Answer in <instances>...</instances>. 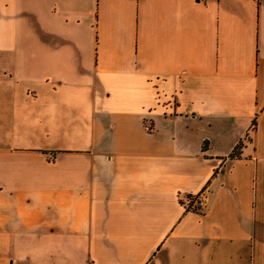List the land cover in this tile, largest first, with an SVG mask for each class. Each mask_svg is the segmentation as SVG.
Listing matches in <instances>:
<instances>
[{
  "label": "crops",
  "instance_id": "1",
  "mask_svg": "<svg viewBox=\"0 0 264 264\" xmlns=\"http://www.w3.org/2000/svg\"><path fill=\"white\" fill-rule=\"evenodd\" d=\"M0 264H264V0H0Z\"/></svg>",
  "mask_w": 264,
  "mask_h": 264
},
{
  "label": "built area",
  "instance_id": "2",
  "mask_svg": "<svg viewBox=\"0 0 264 264\" xmlns=\"http://www.w3.org/2000/svg\"><path fill=\"white\" fill-rule=\"evenodd\" d=\"M206 202V196L202 191H199L194 195L189 208L191 210H199L202 206H205Z\"/></svg>",
  "mask_w": 264,
  "mask_h": 264
},
{
  "label": "trees",
  "instance_id": "3",
  "mask_svg": "<svg viewBox=\"0 0 264 264\" xmlns=\"http://www.w3.org/2000/svg\"><path fill=\"white\" fill-rule=\"evenodd\" d=\"M236 148H238V146H236L233 150H235ZM190 201H192V199Z\"/></svg>",
  "mask_w": 264,
  "mask_h": 264
}]
</instances>
